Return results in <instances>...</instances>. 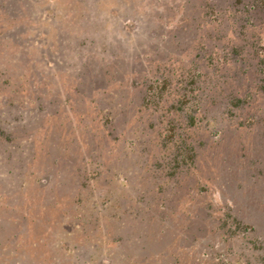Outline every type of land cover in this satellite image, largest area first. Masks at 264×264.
I'll use <instances>...</instances> for the list:
<instances>
[{"label": "rangeland", "instance_id": "rangeland-1", "mask_svg": "<svg viewBox=\"0 0 264 264\" xmlns=\"http://www.w3.org/2000/svg\"><path fill=\"white\" fill-rule=\"evenodd\" d=\"M202 1L0 0V264L260 261L223 229L264 220V8ZM161 74L172 107L141 102ZM171 111L194 154L168 173Z\"/></svg>", "mask_w": 264, "mask_h": 264}, {"label": "trees", "instance_id": "trees-1", "mask_svg": "<svg viewBox=\"0 0 264 264\" xmlns=\"http://www.w3.org/2000/svg\"><path fill=\"white\" fill-rule=\"evenodd\" d=\"M220 1H221V4H220ZM223 1H226V0H203L202 2L196 5V8L197 9L199 8L198 10H199V13L201 14L209 13L213 15V19H219L220 15L225 14V12H227L228 14H236L237 15L236 18L237 19L239 18L241 21L248 19V15L251 12L257 9L264 8V0H232L230 3L228 2L223 3ZM233 4H236L237 7H231ZM191 8H193L192 5L188 7V11H191ZM188 18L189 20L193 19V17L189 16L188 14V16L185 18V21H186L185 23H188L187 22ZM244 25L245 24L241 22L239 26L244 27ZM179 28L180 27H178L173 33H171L173 34L171 38H176V36H178L177 31ZM182 28L183 30L185 29L184 32H187L190 30L191 26L189 24H186L182 26ZM176 40H179V39H176ZM262 48L264 49V41H263ZM152 61L154 62L157 60H152ZM152 61H149V62H152ZM82 62L84 63V60ZM167 70L169 71V69ZM190 80H193V79L190 78ZM82 81L83 80L78 81V82H82ZM168 82L169 80L166 74H161V76L156 78L154 81L148 82L147 86L144 88V93L142 95L141 102L143 101L144 103L151 102L153 104L164 103L162 102L163 101L162 99L166 95V92L165 91L162 92V90L165 88ZM181 88L184 89L185 87L181 86ZM146 90L148 92H146ZM185 95H186L185 92H181L179 94L180 98L177 100V102H181V99L187 100L186 98H183ZM232 99L234 100L236 99L235 95L232 97ZM169 105L171 107L174 106L173 101L168 105L165 104L166 108ZM176 107L179 108V105L177 104ZM175 117H176V114H174L171 111V117L167 120L168 132H165L164 136L162 137L163 144L165 143L166 140L171 142V136L173 137L177 135L179 139L177 141L175 140V137L172 138V140H175L174 141L175 146L172 144V148H173L172 151L168 153V158L167 159L165 158V160H163L165 172H168V173L172 172L176 167L184 164L186 161H190L192 159V155L194 154V151H193L194 144L192 142V139L189 138L187 140L186 136L179 132L180 130L174 129V128H177L176 126H181L180 124H177L175 126L174 121L172 122L173 118L176 120ZM105 121H106V125L108 128L107 132L111 133L112 129L115 128V120L114 118L107 116V118L104 119V122ZM7 127L8 126L6 124V121H1L0 123V144H2L3 150H6V151H7V145H9L10 144L9 142H11V135L9 131H7ZM121 131L122 129L119 130L116 135L120 134ZM128 148L130 149V147ZM131 150L132 152L134 151L133 148ZM5 158L9 159V155H6ZM153 163H155V161H153ZM6 173L9 174L8 175L9 180L12 179V177L17 174V172L11 168H7ZM229 215H230L231 222L226 225L223 231H227L228 234L240 232L245 235L249 233V242L252 243L251 249L262 248L264 251V220L260 219L261 220L260 221L256 217L252 216V217H249V221H248V220H244L240 218L239 216L231 214V213ZM221 226H224L222 222H221ZM256 256L260 258L259 262L254 261V259H252V260H243L242 263L244 264H264V254H262L261 252H257Z\"/></svg>", "mask_w": 264, "mask_h": 264}]
</instances>
